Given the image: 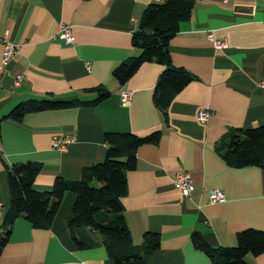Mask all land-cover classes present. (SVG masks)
I'll return each mask as SVG.
<instances>
[{
    "label": "crops",
    "instance_id": "0c3cea01",
    "mask_svg": "<svg viewBox=\"0 0 264 264\" xmlns=\"http://www.w3.org/2000/svg\"><path fill=\"white\" fill-rule=\"evenodd\" d=\"M160 1L0 0V58L3 41L17 46L0 74V225L12 165H40L33 187L49 191L56 178L77 181L84 168L103 161L105 134L159 132L157 144L137 148L121 199L134 245L145 233L158 234V248L144 264H211L194 248V232L219 248L235 246L239 232L264 231V169L230 168L215 152L227 130L264 124V91L257 87L264 80V0H194L189 20L168 44L172 66L193 80L173 97L165 122L152 100L159 65H141L123 86L111 77L115 66L137 55L131 34L146 6ZM61 26L70 28L72 44L57 38ZM208 33L225 48L215 49ZM96 87L109 95L93 106L9 117L18 105L51 96L91 101L94 95L84 92ZM126 92L131 97L124 107L119 98ZM202 111L208 113L204 122L197 120ZM63 136L73 141L52 148V139ZM179 172L192 181L187 197L173 186ZM210 190L221 191L224 202L210 204ZM74 199L71 192L63 195L49 229L16 219L0 264H112L98 234L75 231L84 247L73 241L66 218ZM245 264H264V253L247 256Z\"/></svg>",
    "mask_w": 264,
    "mask_h": 264
},
{
    "label": "trees",
    "instance_id": "16d2710c",
    "mask_svg": "<svg viewBox=\"0 0 264 264\" xmlns=\"http://www.w3.org/2000/svg\"><path fill=\"white\" fill-rule=\"evenodd\" d=\"M194 8V0H161L144 9L137 28L131 34V45L137 50L111 71V77L123 86L145 63L159 65L162 70L153 90V105L166 120V109L173 97L183 90L193 76L181 68L172 66L168 44L188 21ZM93 94L91 101L71 99L56 101L43 99L22 103L9 114L14 121L24 114L93 106L106 99L109 93L102 87L86 90ZM159 132L139 137L132 133H107L102 162L82 170L77 181L56 178L49 191H37L33 182L40 165L27 162L12 165L8 169L9 205L3 213L0 225V252L7 243L11 225L22 218L34 229H49L63 195L71 192L75 199L66 218V225L73 241L75 231L89 230L98 234L112 264H144L147 256L158 248L157 233H145L139 245H134L126 226L121 199L126 191V174L135 166V152L142 145H155ZM215 152L230 168L257 167L264 169V124L253 129L227 130L216 145ZM191 242L195 249L207 256L211 264H245L247 256L264 253V231L245 230L235 235V246L210 248L199 233L194 232ZM95 245L92 243L89 247Z\"/></svg>",
    "mask_w": 264,
    "mask_h": 264
},
{
    "label": "built area",
    "instance_id": "2783aa9c",
    "mask_svg": "<svg viewBox=\"0 0 264 264\" xmlns=\"http://www.w3.org/2000/svg\"><path fill=\"white\" fill-rule=\"evenodd\" d=\"M221 3H227L229 0H217ZM57 38L65 44H72L74 42V38L71 34L70 28L68 26H61L60 31L57 35ZM207 40L211 43V45L217 49L222 50L225 48V42L223 40L214 39L211 33H208L206 36ZM17 51V46L11 44L9 42H2V52L0 58V74L3 71L4 67L10 61L12 56ZM20 76H17L14 82V85L17 86L20 81ZM257 87L264 91V80L259 81L257 83ZM130 93H122L119 98V102L122 106L126 107L130 101ZM208 117L207 112H199L197 115V120L200 122L206 121ZM73 141V138L63 136L61 139L53 138L51 141V147L54 149L62 150L65 149L67 145H69ZM174 188L179 192V194L183 197L189 196L192 192L193 185L190 176L186 172H179L175 174L173 180ZM208 202L210 204H221L224 202L223 193L219 190H210L208 192Z\"/></svg>",
    "mask_w": 264,
    "mask_h": 264
}]
</instances>
